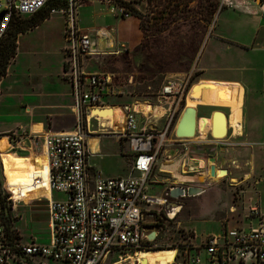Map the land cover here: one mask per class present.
I'll list each match as a JSON object with an SVG mask.
<instances>
[{
	"label": "rangeland",
	"instance_id": "374dc122",
	"mask_svg": "<svg viewBox=\"0 0 264 264\" xmlns=\"http://www.w3.org/2000/svg\"><path fill=\"white\" fill-rule=\"evenodd\" d=\"M136 2L142 18L138 20L140 27L134 42L122 56L101 66L103 72L112 75V95L106 100L109 106L118 107L124 113L134 111V106H138L139 113L146 104L161 106L157 100L161 87L168 81H185L187 77L192 84L201 79L235 81L244 89L240 134L230 129L226 138L212 142L205 124L210 111L197 106L196 120L203 122L205 138L184 143L187 151L184 147L174 148L176 152L172 157L162 156L171 150L164 146L151 178L147 180L151 194L168 191L174 186H195L204 191L194 197L179 199L177 204L180 208L170 222L145 218L147 225L158 230L152 250H173L182 241L183 234L191 232V229L195 231V241L198 242L209 233H217L225 227L246 226L251 218L250 207L260 206L264 216V11L253 0ZM228 2L241 5L238 8L228 7ZM62 23L60 15H50L38 29L19 37V71L25 75L19 78V107L4 106L6 110L0 113V132L15 134L22 127L35 125L41 119L40 127L46 134L74 130V117L68 114L57 117L62 110L61 104L66 102L70 93L69 87L60 78L58 61L53 57L54 48L62 43ZM131 32L130 35L133 34ZM215 34H221L224 39ZM184 105L185 101L181 107ZM222 110L226 115L230 114L228 109ZM180 113L173 116V124ZM170 117L171 114L165 117L157 129H161ZM91 130H97L95 123H92ZM43 135L44 132L19 135L22 144L12 151L0 137L1 191H4V156L1 157V154L10 155L4 164L8 169L21 168L27 158L30 162L37 159L38 165H42L45 163L41 158ZM88 147L92 153L90 165L103 175L120 177L128 173L130 157L124 144L113 138L89 137ZM99 151L101 158L95 156ZM186 156L205 163L209 157H214L215 178H209L208 173L203 176L195 168L185 169ZM173 163V175L158 171L160 165ZM41 165L26 166L27 170L20 179H6L5 183L10 186L7 190L17 199L18 186H24L19 190V196L24 199L36 189L31 187L32 171L37 170L39 176L44 177ZM207 166L209 168V164ZM219 170L226 173L220 174ZM44 186L43 182L42 190L30 194L10 213L11 224L17 226L25 243L31 240L47 242V205L46 200L38 195L44 192ZM53 198H62V195L54 192Z\"/></svg>",
	"mask_w": 264,
	"mask_h": 264
},
{
	"label": "built area",
	"instance_id": "2783aa9c",
	"mask_svg": "<svg viewBox=\"0 0 264 264\" xmlns=\"http://www.w3.org/2000/svg\"><path fill=\"white\" fill-rule=\"evenodd\" d=\"M51 1L0 0V13H3L0 45L12 20L29 19ZM58 1L62 5L50 9L49 16L58 14L63 20V78L70 86V110L75 126L73 131L42 136L41 158L46 161L43 166L45 175L39 176L37 170L30 174L31 187L42 190L44 180L48 185L43 189L45 193L38 194L47 205L46 243L34 240L25 243L14 226H7L8 213L25 202V198L19 196V190L24 186H18V198H13L7 191L2 167L4 191L1 192L8 210L0 206V264H128V259L136 252L151 251L153 241L158 237L157 233L153 241L147 239L153 228L147 225L145 218L170 222L176 215L169 218L164 212L165 205L172 201L168 192L171 187L168 191L151 194L147 180L151 178L164 146L188 150L182 143L185 139H177L171 129L173 116L182 112L181 103L185 101L192 83L187 77L185 81H168L161 87L157 100L163 113L157 119L152 113L144 116L129 110L124 113L121 129L101 130L96 117L89 119L88 116L92 110L105 111L109 105L106 100L112 95V75L90 73L83 68V58L94 52L91 37L78 28L76 1ZM253 2L264 11V0ZM240 5L227 3L228 7L234 8ZM108 11L117 18L129 17L121 5H112ZM170 114V119L158 130V124ZM92 123L96 124L97 130H91ZM15 137L7 136L10 151L21 144V140ZM89 137L113 138L124 144L131 157L132 174L104 177L92 171L89 166L92 156L88 147ZM162 156L165 157V152ZM34 160L36 162L37 159ZM167 160L171 161L170 158ZM185 169L189 167L186 165ZM185 172L188 173L187 170ZM164 173L172 174V171L167 169ZM54 192L61 194L62 198L54 199ZM249 214L260 219L256 206L250 207ZM195 239L194 232L183 234L182 241L173 247L170 264H229L231 261L264 264V223L260 220L256 225L243 229H223L202 237L198 242ZM133 264L139 263L134 261Z\"/></svg>",
	"mask_w": 264,
	"mask_h": 264
},
{
	"label": "crops",
	"instance_id": "0c3cea01",
	"mask_svg": "<svg viewBox=\"0 0 264 264\" xmlns=\"http://www.w3.org/2000/svg\"><path fill=\"white\" fill-rule=\"evenodd\" d=\"M75 1H76V8H77L76 13H77V20H78L77 22L78 28L83 34H87L91 37V40L93 43L92 49L94 50L93 54L83 58L82 60L83 68L87 72H90V73L103 72L102 67H101L103 63L109 62L112 59L118 58V56H122V54L126 53L127 48H129L130 44L134 42V38L139 32L138 19L131 16L129 11H128L129 17L126 19L117 18V17L110 15L108 11L109 8L112 5H118L115 3V0H75ZM121 1L126 2V3H131V5L135 9H137L138 4L136 0H121ZM132 2H135V3H132ZM247 10L249 9L247 8ZM250 11H251V8H250ZM47 20L48 18L45 19L43 22H41L35 28L26 31L25 33L38 29ZM131 22L133 23L131 24ZM62 28H63V23H62ZM125 29H127L128 33L127 31H125ZM131 30L133 34L130 35L129 32H131ZM102 33H105L106 35L103 36L101 35ZM23 34H18L16 36L14 54L8 61L5 75L0 78V113L6 110L4 106L8 108V106L15 107L16 105H18L19 107V96H17V91L19 90V78L25 76L23 72L19 71V57H20L19 37H21V35ZM215 35H217V37L219 38L224 39V37L221 34H215ZM61 37H62V30H61ZM53 57H55V59L58 61L56 63H58L59 65L60 78L62 77L63 82L69 87V90H70L69 84L63 78L64 61H65L64 55H63V41L56 48H54ZM55 68H56V65H55ZM66 99H67L66 102L61 104L62 110L61 112L58 113L57 117H59L60 115H64V114H68L73 117L71 110H70L71 109L70 107L72 105V99L70 97V93H68V97H66ZM137 107L138 106L133 107V110L136 112L138 110ZM41 121L42 119L40 120V122ZM40 122H38L35 125H32V126L30 125L27 127L20 126L22 127L20 129L21 131L15 134H13L12 132L10 133L0 132V137H2L1 139L7 142V136H10V135L16 136L15 138H19V135L25 136L27 133L31 134L32 132H44V134H46L45 131H43L42 128L40 127ZM48 133H59V132H48ZM212 142H214V140H212ZM21 144H22V140H21ZM2 156H4V159ZM95 156H98L99 158H101L102 155L99 151V153L96 154ZM1 157L3 161L4 172H7V176L5 178L9 180L22 178V174L27 170L26 166L28 167L29 165H32V167H34V166L41 165V164L38 165L37 160L35 162V160L33 159L30 162L27 158L24 161V164L21 168L8 169V168H5L4 164H5V161L10 157V155L1 154ZM44 164H42L41 166H43ZM89 166L92 168V171H97V172L99 171L98 169H95L92 165H90V163H89ZM130 167H131V157H130V161L128 164V173L120 177H124V176L132 174L130 171ZM158 171L161 173H164V171H160V167H158ZM99 173L104 177H110V176L103 175L100 171ZM8 188H10V186H8ZM34 192H39V191H37V189L30 191V193L26 195L25 199L28 198V196ZM258 208L260 211V206ZM260 217H261L260 219H255L251 217L250 220H248V224L242 228H230V226H228L223 229H243V228L248 227L249 225H252V226L256 225L259 222V220L262 221V223H264V216H262L261 211H260ZM14 227L19 232L17 226L14 225ZM223 229H220V231ZM191 232L195 233L193 229H191ZM229 264H255V263H252V262L240 263L238 261H231Z\"/></svg>",
	"mask_w": 264,
	"mask_h": 264
},
{
	"label": "bare ground",
	"instance_id": "6f19581e",
	"mask_svg": "<svg viewBox=\"0 0 264 264\" xmlns=\"http://www.w3.org/2000/svg\"><path fill=\"white\" fill-rule=\"evenodd\" d=\"M244 103V89L238 82L235 81H225V80H215V79H201L196 83L191 84L189 87L186 98L185 105L182 108L176 123L173 126L172 133L175 131L178 125V121L186 109L178 131L181 133L177 139L184 138L182 143H189L199 141L205 138V131H203L202 123L196 120L197 112L195 116V121L190 123L189 111L195 110V107L202 106L210 111L209 117L206 120L207 132L212 140L219 142L227 137L230 129L234 130L235 133L240 134L242 131V108ZM147 105V104H146ZM142 106V114L144 116L152 113L154 119H157L159 115L163 113V109L159 106ZM228 109L230 114L226 115L222 109ZM105 111L92 110L89 114V119L96 117L99 126L102 129L109 128L111 130H119L123 124L124 111L118 107L107 106ZM196 111V110H195ZM192 127V128H191ZM206 130V129H205ZM98 138V137H95ZM99 139V138H98ZM175 163V162H174ZM162 164L160 171L170 169L172 173L173 165ZM46 165V162L44 166ZM183 165V163H182ZM187 165L192 169H198L202 175L206 176L208 173V166L202 160L190 159L186 156L184 160V165ZM209 163V167H210ZM175 166V165H174ZM215 171H216V161H215ZM43 168V166H42ZM183 168V167H182ZM44 169V168H43ZM220 172V170H219ZM5 177L7 172H4ZM175 174V173H174ZM216 174V173H215ZM45 175V170H44ZM209 176V173H208ZM216 175L209 178H215ZM6 180V179H5ZM190 180V178H189ZM8 183V182H7ZM45 189L48 188L47 183L44 180ZM7 185V184H6ZM8 188V187H7ZM45 192V190H44ZM203 193V192H202ZM14 198V197H13ZM177 209L174 210V213ZM173 215V214H171ZM153 232H150V235ZM174 251L173 250H162V251H139L136 252L133 257L128 259V264H133L134 261H138L139 264H170L172 261ZM122 264V263H113Z\"/></svg>",
	"mask_w": 264,
	"mask_h": 264
},
{
	"label": "trees",
	"instance_id": "16d2710c",
	"mask_svg": "<svg viewBox=\"0 0 264 264\" xmlns=\"http://www.w3.org/2000/svg\"><path fill=\"white\" fill-rule=\"evenodd\" d=\"M115 3L118 5L123 6L127 11H129L130 15L137 18L138 20H141L142 15L141 13L135 9L131 3H126L121 0H115ZM135 3V2H132ZM62 4L58 0H52L48 6L45 9H42L38 13H36L34 16H32L29 19H23V20H12L8 31L11 26L13 28L10 30V32L7 31L5 40L1 42L0 45V78L5 75L6 72V67L8 64L9 59L13 56L14 51H15V41H16V36L18 34H23L28 30H31L38 26L41 22H43L45 19L49 17V10L52 8L60 7ZM14 21H17L15 24L13 23ZM140 27V25H139ZM5 198L0 190V206L2 208H5L8 210V207L6 206ZM8 212V211H7ZM11 219H10V213L7 215V226L12 227L13 225L11 224ZM18 232V231H17ZM19 234V232H18ZM20 236V234H19ZM21 237V236H20Z\"/></svg>",
	"mask_w": 264,
	"mask_h": 264
},
{
	"label": "water",
	"instance_id": "95a60500",
	"mask_svg": "<svg viewBox=\"0 0 264 264\" xmlns=\"http://www.w3.org/2000/svg\"><path fill=\"white\" fill-rule=\"evenodd\" d=\"M3 16V13H0V19L2 18ZM186 109H184L179 121H178V125H177V128L175 129V131L173 132V135L175 137H179L181 135V133L178 131V128H179V125H180V122H181V119L185 113ZM188 114L190 115V123L195 121V116H196V111L195 110H191L188 112ZM192 128V127H191ZM184 139V138H182ZM176 152V149H171L169 151L166 152V156L168 157H172ZM211 164L210 167L208 168V173H209V176L210 177H213L215 175V158L214 157H209L208 160H206V164ZM226 171L225 170H220V174H225ZM169 197L170 199L172 200L171 202L167 203L164 207V212L168 215L169 218H173V216L175 215L174 213V210H178L180 208V205L177 204L175 202V200L179 199V198H182V197H194L196 195H199L203 192L202 189L198 188V187H195V186H188V187H171L169 189ZM173 214V215H171ZM152 234H148L147 235V239H149L150 241H153L154 240V237H155V234L158 233V230L156 228H153L152 230Z\"/></svg>",
	"mask_w": 264,
	"mask_h": 264
},
{
	"label": "flooded vegetation",
	"instance_id": "af4514ba",
	"mask_svg": "<svg viewBox=\"0 0 264 264\" xmlns=\"http://www.w3.org/2000/svg\"><path fill=\"white\" fill-rule=\"evenodd\" d=\"M215 173H216V171H215ZM216 175V174H215ZM158 186V188L160 187L159 185H157ZM158 193V192H157ZM200 195V194H199ZM197 196V195H196ZM182 198H185V197H182ZM188 198H190V197H188ZM179 199H181V198H179ZM179 199H177V200H175V202L177 203V201L179 200ZM176 216V215H175ZM155 221V220H154Z\"/></svg>",
	"mask_w": 264,
	"mask_h": 264
}]
</instances>
